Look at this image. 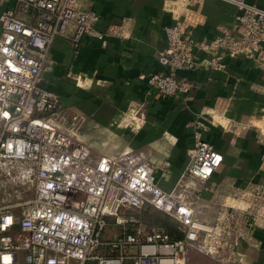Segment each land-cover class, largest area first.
Instances as JSON below:
<instances>
[{"label":"built area","instance_id":"built-area-1","mask_svg":"<svg viewBox=\"0 0 264 264\" xmlns=\"http://www.w3.org/2000/svg\"><path fill=\"white\" fill-rule=\"evenodd\" d=\"M6 1L13 7L0 15V188L5 198L16 194L17 202L5 204L4 198L0 204V264H187L189 251L243 264L238 246L251 243L253 228L264 224V181L231 190L220 200L215 222L206 224L198 218L201 192L223 159L210 143L195 141L170 191L160 188L142 154L126 149L93 156L76 136L82 118L42 87V72L53 40L66 36L68 26H74V48L85 38L103 41L118 32L97 29L99 17L79 0ZM222 1L237 10L238 36L224 31L209 45H195L176 20L166 28L167 46L157 56L162 71L146 79L149 92L168 99L186 92L178 73L196 69L194 47L223 50L232 59L244 54L264 80V9L245 0ZM258 139L264 161V126ZM28 192L31 197L22 201ZM145 208L169 216L182 237L140 225L128 231L139 223L134 214ZM109 220L123 231L106 242ZM102 247L119 255L100 256Z\"/></svg>","mask_w":264,"mask_h":264},{"label":"crops","instance_id":"crops-1","mask_svg":"<svg viewBox=\"0 0 264 264\" xmlns=\"http://www.w3.org/2000/svg\"><path fill=\"white\" fill-rule=\"evenodd\" d=\"M79 1L82 9L99 17L97 29L112 26L118 35L103 41L85 38L74 48V26H68L66 36L51 44L42 87L56 93L68 113L82 118L76 136L90 146L93 156H115L126 149L142 154L160 188L170 191L189 164L195 141L203 139L223 159L201 201L211 204L216 196L264 181L263 146L255 127L264 117V80L254 62L244 54L232 59L223 50L194 47L196 69L178 73L187 83L186 92L163 98L149 92L146 83L148 76L162 71L157 56L167 46V27L179 20L195 45H209L224 31L236 38L233 5L222 0ZM245 1L264 9V0ZM12 7V1L0 0V15ZM131 106L146 113L138 131L126 128L124 115ZM216 116L224 128L213 122ZM214 216L198 214L206 224H213ZM237 252L243 264H264V224L253 228L251 243H241ZM199 260L188 252L187 264Z\"/></svg>","mask_w":264,"mask_h":264},{"label":"rangeland","instance_id":"rangeland-1","mask_svg":"<svg viewBox=\"0 0 264 264\" xmlns=\"http://www.w3.org/2000/svg\"><path fill=\"white\" fill-rule=\"evenodd\" d=\"M124 116H125L124 120L127 119L126 122H128L127 124H129L126 127L128 129V131H130L131 128H132V131L140 130L141 125L143 124L142 122L146 120V113L144 112V110L141 107H137V106H131V108H129L125 112ZM215 118L216 119H213V122L216 123L217 125L222 126L223 122H222V124H221V122H219L221 120L220 119L221 117L216 116ZM263 126H264V117L260 120L259 123H256L255 127L259 131V129H261ZM222 128H224V127L222 126ZM201 140H203V139H201ZM183 171H184V169H183ZM182 172H181V174H182ZM181 174H180V176H181ZM180 176H179V178H180ZM202 191H205V188ZM4 192H5L4 189L1 187L0 188V204H3L2 200L5 198ZM226 195H228V194H226ZM226 195H223L222 197H219V196L214 197V199H212L211 204H207V203L201 201V203L199 204V209H198L200 216H207L209 214H212V212H213V215L215 213V216H217V212L219 210V202ZM22 197H23L22 201L27 200L31 197V193H29V192L25 193L24 195H22ZM16 202H17L16 194H12V196L5 198L4 203L5 204H13ZM155 214L156 213L151 208H145V209L141 210L140 212L135 213L134 216L139 221V223L134 224L135 226H133L132 224H129L127 227L128 231H133L135 228H138L139 225L142 228H145L146 230L153 228V227L154 228H160L159 226L155 225L154 223L153 224L152 223L146 224V222H148V221L152 222L153 216L154 217L156 216ZM158 217L160 220H165L166 222H168L170 228H176L177 224L171 218H169L163 214H158ZM201 218H203V217H201ZM122 231L123 230L121 227L115 226L113 222H110L109 226L106 229V232L104 233V241L107 242L109 240H113L116 236H118L120 233H122ZM128 250L133 251V249H128ZM193 252H195V251H193ZM195 253L203 259L201 261L199 260L196 264H222V263L216 262L214 260H211L210 258L205 257L204 255H201L197 252H195ZM97 254L100 256H104V257H116L119 255V252L115 251V250L112 252L111 248L102 247L98 250ZM224 264H226V263L224 262Z\"/></svg>","mask_w":264,"mask_h":264},{"label":"trees","instance_id":"trees-1","mask_svg":"<svg viewBox=\"0 0 264 264\" xmlns=\"http://www.w3.org/2000/svg\"><path fill=\"white\" fill-rule=\"evenodd\" d=\"M156 214V216H153L152 222L148 221L146 222V224H150V223H154L155 225L159 226L161 230H163L164 232L168 233L171 237H173L174 239H180L182 237V234L178 231V228L176 226V228H170L168 222H166L165 220H160L158 217V214H163L157 211H154ZM158 213V214H157ZM165 215V214H163ZM167 216V215H166ZM169 217V216H167ZM170 218V217H169ZM150 220V219H149ZM113 222V221H112ZM114 223V222H113ZM114 250H112L113 252ZM112 256V255H111Z\"/></svg>","mask_w":264,"mask_h":264}]
</instances>
